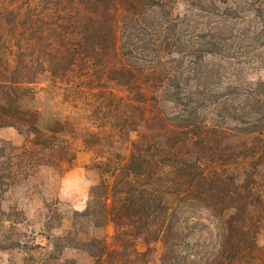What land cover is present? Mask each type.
<instances>
[{"label": "trees", "instance_id": "1", "mask_svg": "<svg viewBox=\"0 0 264 264\" xmlns=\"http://www.w3.org/2000/svg\"><path fill=\"white\" fill-rule=\"evenodd\" d=\"M9 4L0 127L24 140L0 145V199L74 158L73 125L33 103L39 75L96 93L112 114L81 134L98 178L78 228L46 236L37 263L77 264L58 256L70 246L92 264H148L158 244V264H264V80L247 76L264 70V0ZM106 226L108 241L80 237Z\"/></svg>", "mask_w": 264, "mask_h": 264}, {"label": "rangeland", "instance_id": "2", "mask_svg": "<svg viewBox=\"0 0 264 264\" xmlns=\"http://www.w3.org/2000/svg\"><path fill=\"white\" fill-rule=\"evenodd\" d=\"M10 1L4 0L8 5ZM247 76L264 80V70L249 72ZM32 88L34 105L57 112L75 128L72 134L74 158L60 171L47 166L38 167L32 175L3 194L0 199V264H38V255L51 246L46 236H61L78 228L80 220L74 216V211L84 208L88 188L98 178L96 170L91 167L92 153L81 144V134L83 129L95 131L99 126L108 125L107 117H112L106 109V102L99 101L96 93L74 88L70 83L52 81L45 73L37 77ZM23 140V135L13 127H0V145L19 146ZM197 228L202 227L198 225ZM202 230L204 235L206 228ZM198 231L191 241L197 237ZM110 234L109 226L87 227V233L80 237L93 236L108 241ZM152 247L148 264H158V244ZM138 248L143 249L141 245ZM58 256L73 259L77 264H92L84 251L70 246L63 247Z\"/></svg>", "mask_w": 264, "mask_h": 264}]
</instances>
